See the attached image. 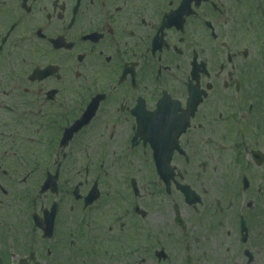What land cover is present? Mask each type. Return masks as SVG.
I'll return each instance as SVG.
<instances>
[{
  "label": "flooded vegetation",
  "instance_id": "af4514ba",
  "mask_svg": "<svg viewBox=\"0 0 264 264\" xmlns=\"http://www.w3.org/2000/svg\"><path fill=\"white\" fill-rule=\"evenodd\" d=\"M195 2L198 8L191 0H0V44L3 45L0 49V264H26V261L27 264H136L137 260L144 264L152 260L156 264H170L166 244L161 240L163 235L172 241L178 238L174 228L180 232L186 229L182 204L197 213L196 209L204 202L187 205L183 185L177 184L172 194H178L182 204H171V214H167L163 203L166 213L161 211L160 198L166 202L165 198L170 196L167 183L159 177L151 150L138 142L142 137L135 135L133 122L138 108L144 105L151 109L168 95L179 98L182 106L188 102L191 111L194 101L192 97L187 99L193 88L189 78L194 80L196 75L213 98L212 106L198 104L197 111L188 117L189 126L181 133L178 146L172 149L173 174L179 176L180 169L189 168L183 180L195 189L194 170L188 161L202 160V179L210 180L212 173L216 179L222 177L229 203L231 194H237L238 188L247 182L244 192L249 199L245 198L242 212L248 229L245 242L249 241L251 222L255 226L262 211L260 204L257 207L255 204L261 186L255 183V187L252 181L264 180V164L257 165L264 162V0ZM179 3L178 9L168 13ZM118 6L121 11H117ZM192 8L200 12L199 17L192 15ZM222 13L228 17L227 25L222 23ZM46 14L49 19L52 17L50 23ZM181 14L187 21L183 25ZM170 18L175 25L165 27L163 33L149 27L153 22L163 27ZM37 23L47 26L38 29ZM210 27L216 29L220 39H227V49L216 44L199 51V42L217 39L209 36ZM182 31L184 42L177 39ZM142 34L145 39L140 41ZM112 40L119 41L126 52L118 58L114 56L113 63L105 68L101 67L103 58L95 56L82 69L89 75H98V79L65 118L57 114L63 105H72L78 81L66 74L68 82L57 92L52 87L57 82L52 73L56 71L55 63L45 64L44 70L29 71V65L20 62L22 54L31 53L32 61L43 63L54 58L52 50L74 52L77 48L87 50L89 46L93 52L103 46L108 53L113 51ZM192 43L197 44L196 51H191ZM146 46L150 50L142 51ZM227 55L237 65L231 76H228L231 62ZM82 58L83 54L70 57L66 61L68 68L80 67L84 62L78 59ZM105 71L106 77L101 75ZM130 71L136 73L135 87L130 84ZM47 73L45 88L37 93L34 85L39 76ZM118 76L123 83L115 93L106 94L107 81ZM25 83L32 87L30 92L22 90ZM218 109L224 111L221 120L216 118ZM197 121L204 128L196 127ZM113 131L115 136L109 138ZM98 134L103 139L94 150L93 145L100 138ZM201 135L210 136L211 140L193 155L190 145L199 141ZM85 145L89 147L90 157L84 152ZM113 149L117 179L106 182L100 165L103 162L105 167L109 166ZM65 150L67 156L63 155ZM57 157L62 161L59 173L54 163ZM210 159L215 162L209 166ZM85 167L87 173L83 172ZM32 169L35 171L28 182L21 183L22 177ZM78 170L89 176L88 184L78 183ZM96 174L101 175L99 183L91 179ZM153 178L156 189L150 188ZM26 188L31 192H25ZM136 188L143 198L135 194ZM37 189L40 195L34 205L30 199ZM196 195L203 198L198 190ZM40 204L53 212L56 209L57 222L51 236V225L45 233L39 226V212L34 209ZM175 208L177 215L173 216ZM209 208L213 209L203 207L196 222H210L212 212H206ZM245 209L252 214L245 215ZM44 211L48 215V210ZM109 223L111 232L107 231ZM238 236L242 244V236ZM48 246L50 253L46 250ZM249 252L252 264L254 255Z\"/></svg>",
  "mask_w": 264,
  "mask_h": 264
},
{
  "label": "snow or ice",
  "instance_id": "6c2138e0",
  "mask_svg": "<svg viewBox=\"0 0 264 264\" xmlns=\"http://www.w3.org/2000/svg\"><path fill=\"white\" fill-rule=\"evenodd\" d=\"M156 2H158V0H156ZM180 3L178 5L173 6V8L168 11V13L171 10L178 9ZM191 3H194L197 6L195 0H191ZM200 3H201V0H200ZM200 3H199V5H200ZM198 7L199 6H197V8ZM117 9H119L117 11L122 10V8L119 6L117 7ZM57 11H59V9H57ZM192 15L199 17L200 12L197 10H194ZM181 17L183 20V23H182V25H183L187 21H185L183 19V14H181ZM221 18H222L223 24L227 25L229 23L228 17L223 15V13L221 15ZM51 19H52V17H51ZM51 19H49L47 17V14H46V21L48 23L51 22ZM164 21H165V16L163 18V23H164ZM173 25H175V22L170 18L168 23L164 24L163 27H162V24H157L155 22L151 23L149 25V27L158 28L159 31L161 33H163L165 27H172ZM46 26H47V23H37L35 25V27L38 29H42L43 27H46ZM131 33H134V34H132L133 36L136 35L135 31H132ZM213 33L215 35H213ZM209 36L210 37H216L217 39L215 41L205 40V41L199 42V51H205V49L207 47H212L216 44L224 47L225 49L228 48L227 39H220L215 28L210 27ZM4 39H5V37H4ZM6 39H7V37H6ZM138 39L140 41H143L145 39V35L142 34L141 36H139ZM177 39L180 40L181 42L185 41V35L183 34V31H182L181 35H179L177 37ZM110 43H111V46L113 48V51L108 52V53L104 52L103 46H101L99 49H96L95 52H93L92 46H89L87 50H85L83 48H77L74 52L73 51L56 52L55 50H52L54 58L45 60L43 63H41L40 60L32 61L31 60V53L22 54L20 62H21V64L29 65V69H28L29 71H31L33 68H35V69L39 68L41 70H44L45 64L55 63L57 66L56 71L52 72V73L55 74V79L57 82L52 84V87H54L57 90V92H59L61 90V88L67 84L68 81L66 80V74H68L72 79L78 81L77 85H76L77 94L73 98L72 105H70V106L63 105L62 111H60L57 114L60 118H65L70 112H72L76 107H78L79 102L83 99L84 93L88 90L89 87L94 85L96 80L98 79V75H89L82 69L86 68L88 63L92 62L93 58L95 56L103 58V63L101 64V67L105 68L106 66L113 63V57L114 56L118 58L123 52H126V48H122L119 41L112 40ZM126 43L127 42H125V44ZM2 47H3V45L0 44V49H2ZM72 47H73V45L69 48L71 49ZM148 50H150V49L146 46V48L142 51H148ZM196 50H197V44L192 43L191 44V51H196ZM81 54H83V58L78 59V60L81 62H84V63H82L80 67H72L69 69L67 64H66V61L70 57H73V56L78 58V56H80ZM246 56H247V54H246ZM86 57L88 58L87 60H86ZM189 59H190V62L192 63L193 59L191 57ZM227 60L231 62L229 64V70H228V76H231L232 71L236 69L237 65H236V62L233 61V58L231 55H227ZM62 65H64L63 68L61 67ZM137 65H139L138 60H137ZM176 66L177 67L180 66L179 62H177ZM196 72H197V69H196ZM130 73H131V76L129 77L130 84L133 87H135L137 84L136 73L134 71H130ZM192 73H193V68L191 69V75H192ZM48 74L49 73L44 74L42 76H39L40 79L34 85L37 93H39L41 90H43L45 88L46 82H45L44 78L47 77ZM101 75H104L106 77L107 72L105 71V72L101 73ZM217 75H219V72L217 73ZM224 79L227 80V76ZM237 80H239V78H237ZM189 81H191V84L193 85L192 91L190 92V95L187 98L189 101V98L192 97V99L194 101V108L191 111L189 110L188 102H187V105L182 106L179 98L174 99L169 95L167 97L163 96V98L160 99L159 104L157 106L151 108V109H146L144 105L138 109H137V107L134 108V109H137L135 112L136 120L133 122V127L136 128L135 135L138 137H142V139L139 140L138 142L141 143L142 145H145L147 148H149L151 150L153 156L155 157V163L159 169V177L162 179L163 182L167 183V192L169 193L170 197L172 194V189L175 185L180 184V185H187L188 186V184H189V181L183 180L184 173L189 171V168L186 167V168L180 169L179 176L173 174L174 165L170 164V161L172 159V149L178 146L179 137H180L181 133L184 132L185 129L189 126L188 117L197 111V105L198 104H205L207 107L210 108L212 106V100H213V98L208 96V92L206 90H204L203 87L201 86L198 75H196V79H194V80L189 78ZM122 83H123V79H121V77H119V76L116 77L115 80H108L106 83V89H107L106 94L107 93H115L119 88V84H122ZM237 84L239 85V83H237ZM144 87H145V89H147V85H144ZM209 88H211V87H209ZM22 90L25 92H30L32 90V87L30 86V84L25 83L22 85ZM239 90H240V85L238 87L236 86L237 93H239ZM137 95H139V93H137ZM206 97L208 98L207 101H205V99H204ZM83 114L79 118H77L76 121L78 119H80L83 116ZM92 115L87 120V122L91 119ZM242 117L245 119L247 118L246 116H244V114H242ZM216 118H217V120H221L224 118V111L222 109H218L216 111ZM125 119H127V117H125ZM72 126L67 128V129H71ZM112 127L114 129L115 124H113ZM196 127L204 128V124L201 121H197ZM39 130L40 129L38 127L36 129V131L38 132ZM76 130L77 129H75L74 131H71L70 138L72 136V133L75 132ZM98 135L100 138L97 139V141L93 145L94 150L96 147L99 146L100 143H102V139H103L102 134H98ZM113 136H115L114 131L110 132L109 138H111ZM210 140H211L210 136L201 135V137L199 138V141L194 142L190 145L193 155H196L203 147H205L207 145V143L210 142ZM84 152L86 155H88L90 157L89 147L87 145H85V147H84ZM13 155H15V153H13ZM63 155L64 156L68 155L67 150H65L63 152ZM142 155L147 156V152L142 151ZM157 157H159V164L157 163ZM54 163L56 164V172L59 173V168L62 164V161L60 160L59 157H57L56 160L54 161ZM188 163H189L190 167L194 170V181L193 182L199 181V191L206 193L207 187L205 186L204 180L201 179V172H200V169L203 167V161L202 160H196L195 162H193L190 158ZM260 164H264V162H261L259 164L257 163V165H260ZM100 167L103 169L102 175L105 178L106 182H111L112 180L117 179L118 169H117V158L115 156V149H113V157L111 159V163L109 164V166L105 167V165L102 162ZM44 168L45 169L48 168V165L46 163L44 164ZM110 169H111V171H110ZM33 171H35V169H32L28 173H26L22 177L21 183H27L28 178L30 175H32ZM83 172L87 173L88 168L85 167L83 169ZM78 176H79V180H78L79 184H88V182H89V176L88 175L82 174L78 170ZM91 179L93 181H95L96 183H99L101 180V175L100 174L93 175L91 177ZM133 179L135 180V178H133ZM133 179H132V181H133ZM182 181H183V183H182ZM222 182H223V179L221 178V183ZM135 187H136V181H135ZM189 188L192 192L197 194V190H195L191 187H189ZM25 192L30 193L31 189L26 188ZM4 194L7 195L6 192ZM135 194L137 196H140L141 198H143V194L139 191V188H136ZM39 195H40V190L37 189L36 194L31 196L30 202L35 205ZM58 195H59V193H57V196ZM98 195H99V193H98ZM183 195H184V197H186V194L184 192H183ZM198 197H199L198 200H200V202L203 203L204 202L203 198L199 195H198ZM171 203L177 204V201L175 200L174 197H171ZM217 203H219V200H217ZM45 209L48 210V215L45 214V211H44ZM34 211L39 212V215H38V218L40 221L39 226L43 230L44 233H45V230L49 227V225H51V234H50V236H51L53 224L57 222L56 221V209L53 212L52 208H51V210H49V208L47 206H45L44 204H40L38 208L34 209ZM196 211H199V209L197 208ZM122 214H126V213H122ZM172 214H173V216L177 215L176 208ZM179 214H180V209H179ZM87 226L89 228L92 227L90 222L87 223ZM123 227H124V225L121 222L120 229L122 230ZM107 231L108 232L112 231L111 223L108 224ZM71 242L73 244H75V240H72ZM46 250L50 253L51 252V246H48V248ZM24 260L26 261V259H24ZM26 264H27V261H26Z\"/></svg>",
  "mask_w": 264,
  "mask_h": 264
},
{
  "label": "rangeland",
  "instance_id": "374dc122",
  "mask_svg": "<svg viewBox=\"0 0 264 264\" xmlns=\"http://www.w3.org/2000/svg\"><path fill=\"white\" fill-rule=\"evenodd\" d=\"M219 160H221V158H219ZM208 162L210 166V163L215 161L214 159H210ZM234 167H236V165ZM213 174L214 173L211 174L210 180L206 178L204 181L205 186L207 187L206 193L199 191V181L193 182L195 189L203 195L204 200V205L198 207L199 211L197 213H193L184 207L178 194L174 193L171 195V197L175 198L177 203L179 202L182 204L183 217L186 219L187 227L182 232H180L181 230H175L174 228L173 230L178 238H174L172 241L168 236L164 237L163 235L161 240L165 242L166 252L168 253V257L170 256L167 259L171 260L170 264H184L188 252L192 256L191 264H245V256L242 251L246 248L251 250L254 255V261L252 264H264V181H252L255 187L256 185L257 187L261 186V195L256 196L255 204L256 207L257 204H260L262 211L258 223L254 226L253 222H251L250 228L252 229V235L250 236L249 241L243 246L239 241L237 229L238 224L236 225V220L239 214L238 211L241 207L244 209L242 205L238 204L240 194L239 192H237V195L235 193L234 195L231 194L232 198L230 199H232V201L229 203L224 187L225 180L223 179V182L221 183V179H216ZM155 181L156 179L153 178L151 181L152 185L150 186L151 189H156ZM236 183L238 182L236 181ZM171 197H166V202H164L163 197L160 198L158 204L161 211L163 209L164 213L167 212V214H171ZM246 198L249 199V196L246 195ZM152 199H154V196ZM217 200H219V203H217ZM156 201L158 200L155 199V202ZM163 203L166 204V212L164 211L165 206L162 205ZM207 204H210V206ZM203 207H213V209L209 208L206 210V212H212V219H209L210 222H204V224L196 222L197 214L203 209ZM163 212L162 214H164ZM251 214V211L245 209V215ZM223 215L225 216V220L221 223V220L224 217ZM167 224L169 225V222ZM163 230L166 232L165 227H163ZM169 230L171 229L169 228ZM181 233H183V237L181 236ZM179 235L181 237H179ZM191 241L192 244H190ZM135 263L144 264L141 260H137ZM145 264H156V260L146 262Z\"/></svg>",
  "mask_w": 264,
  "mask_h": 264
}]
</instances>
